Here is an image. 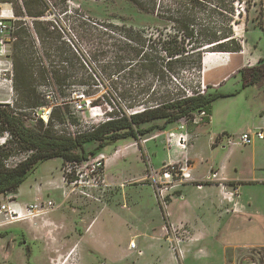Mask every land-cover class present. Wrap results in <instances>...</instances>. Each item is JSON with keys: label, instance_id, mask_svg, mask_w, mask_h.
<instances>
[{"label": "rangeland", "instance_id": "obj_1", "mask_svg": "<svg viewBox=\"0 0 264 264\" xmlns=\"http://www.w3.org/2000/svg\"><path fill=\"white\" fill-rule=\"evenodd\" d=\"M2 1L9 4L7 8L9 7L14 15L12 21L14 30L5 40V45L0 47V105L8 106L26 126H34L39 120L46 123L40 115L43 114L46 118L47 110L51 111L52 104L56 105L54 102L60 103L70 99L67 105L55 106L52 126L63 133L90 128L109 118L106 113L109 111V106L104 103L102 94L122 105L128 98L148 96L137 93L136 87L139 85H151L155 88L156 95H159L165 89L176 91L181 88L180 85H184L188 92H199L204 84L203 93L207 94V86L202 81L200 73L196 71L183 70L174 74L175 78L167 74L164 77L166 83L158 74L146 73L141 77H120L116 73L110 75L106 73L103 65L107 61L117 60L109 44L118 40L127 42L123 37V27L139 31L149 45L156 43L165 31L169 32L165 30V27L169 26L168 23L139 11L128 0H41L43 5L40 10L43 14L40 16L26 14L25 0ZM201 2L205 4L203 8L196 9L197 27L201 23H207L222 30L230 25L242 47L246 45L251 51L252 54L247 55L249 58L255 55L264 57V0H201ZM54 46H58L59 51H65L62 57L69 55L68 46L77 55L80 51L97 73L98 78L93 81L100 87L93 89L87 97L76 91L70 98L58 95L56 85L59 81L56 80V75H69L65 81H62L64 84H79L84 69L79 66L77 60L71 65L64 58L61 60L56 57ZM48 48L52 53L50 58L45 56ZM20 50H23L22 53L26 54V57L19 54ZM97 50L102 52L99 53ZM147 51H151L150 48ZM118 53L117 55H120L121 52ZM150 53L153 55V60L158 63L156 57L160 55L159 52L153 50ZM79 59L83 61V58ZM40 70H44L43 76L40 75ZM19 73H23L24 76H18ZM17 81L36 85L38 91L45 95L44 99L49 102L41 108L26 107L23 101L19 100L21 96L14 88ZM116 83L130 85L131 92L120 94V90L114 88ZM241 87V76L237 75L226 81L219 90L234 92ZM77 89L79 88H75ZM251 91L250 87H247L240 92L241 96L238 94L213 100L212 120L207 125L201 124L197 127V140L190 149L191 156L196 159L192 169L196 179H205L210 168L216 169L223 153L230 150L225 174L228 179L235 181H227L226 190L229 186V189H232V183L238 180L252 178L264 180V147L254 148L252 152V146L233 144L244 129L238 110L240 101H243L244 96ZM98 98L99 100H96ZM75 102H83L85 106L81 110H76L73 108ZM202 115L196 113L190 120H179L177 125L182 124L184 127H179L174 132L189 130L194 120ZM221 120L226 121L227 130L234 139L232 144H227L225 138L217 148L212 147L210 135L219 127ZM163 121L160 119L151 124L146 123L144 126L156 125L154 133H157ZM170 133L167 132L165 137L168 145L166 147L174 153H177V149L184 152L185 149L176 145L177 134L170 136ZM115 145L111 144L107 149L100 148L99 152L88 158V161H91L100 153L105 156L100 174L101 185L90 188L89 197L74 193L67 194L69 188L63 183L62 175L68 164L63 165L60 157L41 162L27 174L24 182L14 192L4 194L2 199L0 197V203L16 198L20 202L33 201L36 198L50 199L62 208L34 219L36 225H39L48 218L49 224L43 228L32 225L30 221H22L6 231V225L0 224V264H73L74 262L79 264L75 247L68 252V247L63 248L60 241L57 242L52 238L60 228L52 230L54 226L50 223L51 216H58L63 208L70 216V223L75 221L79 226L85 227L92 222L85 236L82 235L83 243L79 250L81 264H218L216 261L221 260L223 256H229L243 248L244 253L247 252L243 263L250 264L251 261H256L257 264H264V247H245L264 240V223L256 217H248L244 214L220 218L215 193L196 192L193 183L182 186V183L188 181L181 182L176 175L168 180L161 178L160 173L168 163L161 166L160 159L164 152L166 153V149L160 139L148 143L151 151L156 152L152 161L154 169L135 149H130L125 159L112 157L108 162V155L113 153ZM96 146V143L87 145L77 152L87 153ZM0 147L9 151V156L5 160L7 166H15L31 152L21 150L12 135L6 130H1V126ZM177 160L179 159L174 158L172 163L178 167L184 165L185 161L177 162ZM188 163L190 165V160ZM161 186L165 189L159 196L158 190ZM180 189H183L182 195H177ZM12 193L15 196L20 195L15 197ZM173 196L175 198L167 206V210L174 216L187 213L190 220L172 223L169 218L164 217L165 241L155 240L145 244L143 253L138 256L139 259L136 252L132 256L123 253L122 245L129 244L131 236H134L137 244L143 228L149 224L156 225L165 204H168ZM222 196L227 203V212L236 213L239 208L236 196L230 193L226 195L222 193ZM238 200L243 204L251 202L258 213L264 212V182L243 183L241 197ZM73 209L76 213L71 212ZM174 216L170 219L173 220ZM38 230L42 233L35 236L34 233ZM79 231L77 230V235ZM207 233L213 237L208 236ZM196 236L199 238L195 239ZM22 238L26 240L25 244H21ZM26 247H30L29 252H25ZM254 249H258L259 255L249 254Z\"/></svg>", "mask_w": 264, "mask_h": 264}, {"label": "trees", "instance_id": "obj_2", "mask_svg": "<svg viewBox=\"0 0 264 264\" xmlns=\"http://www.w3.org/2000/svg\"><path fill=\"white\" fill-rule=\"evenodd\" d=\"M128 1L139 11L168 23L169 26L165 27V30H169V32L165 31L156 43L149 45L139 31L123 27V37L127 42L118 40L116 43L109 44L112 52L116 54L117 60L107 61L103 65L108 75L116 73L120 77H141L146 73H151L161 75L165 82L164 77L167 74L174 77V74L183 70L200 73L205 52L236 53L242 50V44L235 38L230 25L222 30L207 23H201L197 27L196 9L203 8V4H205L201 0ZM42 5L41 0H25L26 14L29 16L42 15L43 11L40 10ZM46 34L50 36V34ZM149 48L151 51L159 52L160 55L156 57L159 60L158 63L153 60L151 51H147ZM53 51L57 54L56 57L61 58V60L64 58L71 65L74 60H77L79 66L84 69L79 84H64L62 81H65L69 75H56V80L59 81L56 85L58 95L70 98L72 93L76 91L87 97L93 89L100 87L98 83L93 81L98 78L97 73L90 67L88 59L84 58L80 51L78 54L83 58V64L79 55L73 52L69 46L67 47L69 55L65 57H62L65 51H59L58 46H54ZM20 52L22 57H26V54L22 53L23 50ZM50 52L51 49L48 48L45 52L47 58H50L52 54ZM97 52L101 53L102 51L97 50ZM118 52H121L120 55H117ZM39 73L43 76L44 70H40ZM240 73L243 86L252 84L264 75V62L261 61L257 65L242 68ZM18 76L23 77L24 74L19 73ZM180 86L181 88L176 89V91L165 89L156 95L155 88L151 85H139L136 87L137 93L148 94V96L146 98H128L122 105L102 94L104 103L109 106V111L106 112L109 119L73 133L57 131L51 124L55 106L67 105L70 99L60 103L54 102L56 105L53 106L52 104L48 121L44 123L39 120V123L34 126H26L23 120L8 106L0 105L1 130L8 131L21 150L31 151L24 160L15 166H7L5 160L9 156V151L0 147V194L14 192L24 182L27 174L47 159L60 157L63 165L80 163L95 155L100 151V148L116 144L118 140L125 138L139 139L156 129V125L144 126L146 123L162 119L164 121L161 128H163L167 123L181 119L190 120L196 113L202 112L204 116L201 117V121L206 122L212 113L213 100L221 96L235 94L214 93L208 95L188 92L184 85ZM14 88L21 96L19 100L23 101V105L26 107L41 108L47 104L46 102H49L44 99L45 95L38 91L36 85L17 81ZM75 88L79 89L75 90ZM114 88L120 90V94H127L131 92L132 87L127 84L119 85L116 83ZM92 103L95 104L94 101ZM95 143L97 144L95 149L87 153L77 152L82 147Z\"/></svg>", "mask_w": 264, "mask_h": 264}, {"label": "crops", "instance_id": "obj_3", "mask_svg": "<svg viewBox=\"0 0 264 264\" xmlns=\"http://www.w3.org/2000/svg\"><path fill=\"white\" fill-rule=\"evenodd\" d=\"M247 53V54H246ZM224 54L226 53H221L220 55H216V56H210L209 54H204L203 58H202V65H201V70H200V76L202 81L206 84L207 88V94L208 95H213L214 93H223V94H229V93H235L234 95H230V96H235L238 95L241 96V91L244 89H246L247 87H250V89L252 90L250 93H248V95L244 96L243 101H240L241 104H239L238 110H239V116L241 119V122L243 123V127L244 129L241 131V133L246 132V131H254L257 129H264V75L262 77H260L259 79H257L255 82H253L252 84H249L247 86H243V79L241 77V84L242 87L239 90H236L234 92H220L219 89H221V87L225 84L226 81H228L229 79H231L234 76L240 75V70L242 68L245 67H251L254 65H257L259 62H264V57L261 56H253L252 58H249L247 55H251V51L249 50V48L246 45H243L242 50L240 52H237L235 54H229V56H225ZM209 91H213V92H209ZM224 97V96H221ZM204 114L201 116L203 117ZM201 117L196 118L194 120V122L192 123V128L188 129H183V130H178L176 133L174 132L176 129L179 128V125H177L178 121L175 122H170L167 123L163 128H159V132L154 133L155 129L152 130L151 132L145 134L146 138H142V139H133V138H125V139H121L118 140L116 142V145L114 147V151L111 155H108V162L110 160V158H116V159H125L127 157V152L130 149H135L136 152H138L141 156V158L144 160L146 159V162L150 165V167L152 169H154V164L152 163L153 161V156H156V152L153 150L151 151L150 147H148V143L151 141H157V139H160V142L163 144V146L166 149V153L164 152L163 157L160 159V163L162 164L161 166H163L165 163H170V162H174L173 159L174 158H178L179 160H177V162L179 161H185V160H190V171L192 174V178L195 181H202L201 179H196L195 175L193 173V168H194V164L196 162V159L194 158V156H191L190 153V149L191 147L195 144V141L197 140V136L196 133L198 131L197 127L200 126L201 124L203 125H207L208 123L211 122V118H212V113L210 115V119L206 122L201 121ZM152 121L149 122V124L156 122ZM163 124V123H162ZM170 125V126H169ZM167 132H173L175 134H187L188 136V141H187V146L185 148V151H181L180 149H177V153H174V151H170L169 147L167 143H166V134ZM240 133V134H241ZM239 134V135H240ZM198 135V133H197ZM239 137V136H238ZM237 137V138H238ZM227 139V144H232V141L234 139V137H231L230 133L227 130V126H226V121L225 120H221V123L219 125V127L214 130L213 132H211L210 135V144L212 147H218L220 142L223 141V139ZM237 140V139H236ZM172 144V143H171ZM233 144H239L237 141H235ZM247 146V145H245ZM248 146H252V152H254L253 150H255L254 148H258L259 146L264 147V140H259V139H254L253 143L248 145ZM108 148V146H106V149ZM168 148V149H167ZM230 150H227L225 153H223L220 162L218 163V167L216 169H214L213 167L210 168V171L208 173V175L210 174L211 171H215L217 174V178L218 179H223L225 181H235V179L230 180L228 179V176L225 174L226 171V160L227 157L229 155ZM107 162V163H108ZM107 163L105 165V171H106V166ZM106 175V174H105ZM238 179V178H236ZM239 183L238 186V195L235 197L237 202L239 203L238 206V211L236 213H232V212H227V203L226 201L223 199L222 193L225 194V192H229V187L226 190V186L221 185L217 182H203L201 185H196L193 182L189 181V182H185L182 183L183 185L186 184H194L195 188H196V192H202L205 194H211V193H215L216 194V199L218 201V215L220 218H228L229 216H234L236 217V214H244L246 216H251V217H256L258 218L260 221H262L264 223V212L258 213L252 206L251 202H248L247 204H243L241 203L238 198L241 197V188L243 186V183L246 184H257L260 182H264L263 179H256V178H252V179H247V180H238L237 181ZM235 183V182H233ZM208 189V190H206ZM183 189L179 190L177 195H182ZM14 195V193H12ZM40 194V193H39ZM20 195V194H19ZM18 195V196H19ZM176 195V194H175ZM226 195V194H225ZM2 196L0 194V197L2 199ZM15 196V195H14ZM15 196V197H18ZM175 197L173 196L171 200H169L168 204H165L163 210L161 211L162 215L160 216V220L155 224H149L147 225L146 228H143L142 232L140 233V241L139 243L136 244V250L135 249H130L127 243H124L122 245V252L123 253H128L129 255H133L135 254L134 252H136L137 254V259H139L138 256H140L143 253V247L145 244L151 242V241H155V240H166V223L164 222V217H167V219L169 218V221H171L172 223L175 222H188L187 220H190L188 218V214L187 213H181L179 214V216H174L171 212H169L167 210V206L172 203L173 199ZM17 200V198H16ZM38 200L37 198L34 199L33 201H28V202H20L22 204H27V203H31ZM63 203V202H61ZM59 209L61 208L60 206H57L54 210L50 211L49 213H54L57 212ZM82 211L84 210V208H80ZM57 210V211H56ZM66 209L63 208V210H61V213L58 216L52 217L51 216V224H53V229L56 228H60V231L56 232L54 234V236L52 237L53 239H55V241L59 242L60 245L64 248V247H68V252L71 251L74 247L77 250V254H78V262L79 264H81V252L80 250V245L83 243V236H85L86 232L90 229V225L92 222L88 223L85 227L79 226V224L75 221H71L70 223V216L67 215L66 213ZM69 211V210H68ZM164 211V212H163ZM72 213H76V210H71ZM48 213V214H49ZM175 217L172 219V217ZM238 216V215H237ZM50 219V218H49ZM47 220H42L43 222H40L38 226V228H43L45 227L47 223ZM77 230L79 231V234L77 235ZM72 231V232H71ZM39 233H42L41 231H36L34 234L35 236H38ZM208 236L213 237V235H210L209 233H207ZM57 235V237H56ZM76 235V236H75ZM139 235V234H138ZM52 236V235H51ZM203 236V235H202ZM207 237V235H205ZM201 237V235H200ZM199 236H196L195 239H198ZM133 240L134 241V236H131L130 241ZM245 247L248 248H255V247H264V240L262 242H258L256 244H249ZM67 252V253H68ZM244 248L240 251H237L236 253H233L229 256L225 255L222 257L221 260H217L216 262L218 264H245L243 263V259L246 255V253H244ZM249 254H253L254 256L259 255L258 254V249H254L253 252L249 253ZM249 258V257H248ZM251 261V260H250Z\"/></svg>", "mask_w": 264, "mask_h": 264}, {"label": "built area", "instance_id": "obj_4", "mask_svg": "<svg viewBox=\"0 0 264 264\" xmlns=\"http://www.w3.org/2000/svg\"><path fill=\"white\" fill-rule=\"evenodd\" d=\"M8 5L9 4H7L6 2L0 0V47L2 45H5V40L12 34L14 30L12 22L14 20V15L11 9L9 7L7 8ZM202 87H204V84H202L199 93L204 92ZM84 106L85 104L83 102H75V104L73 105L74 109L76 110H81ZM49 114L50 110H47L46 118L43 117V114L40 116L44 119L45 122H47ZM179 127L183 128L184 126L181 124ZM170 136L176 135L175 133L171 132ZM254 139L264 140V129L243 132L239 135L237 142L243 145H250L253 143ZM187 141V134H177L176 145H178L182 149H185L187 146ZM104 161L105 156L104 154L100 153L91 161H88L87 159L80 163L68 164L67 167L64 169V173L62 175L63 183L69 188V193L67 194L74 193L84 197L91 196L89 189L101 185L100 174L103 170ZM84 163L86 165H83ZM216 174L217 173L215 171H211L205 179H202V181H195L191 176L190 165L188 163V160H185L184 165L180 167L176 166L172 162L168 163V165L165 166L164 170L160 173V177L164 178V180H168L169 178L172 179L173 175H176L177 177L179 176L181 182L194 181L196 185H201L203 182H217L223 186H228L226 184L227 181L223 179H218ZM232 185L233 188H230L229 192H225V194L230 193V195L232 196H237L239 194V183L235 182L232 183ZM164 189V186H161L160 190H158L159 196H161ZM56 207L57 205L50 199H38L34 202L27 204H22L16 199H7L5 200V202L0 203V224H10L18 221H30L31 223L36 224L34 222L35 218L48 214ZM128 246L130 249H135V241L131 240ZM250 264L257 263L256 261H251Z\"/></svg>", "mask_w": 264, "mask_h": 264}, {"label": "flooded vegetation", "instance_id": "obj_5", "mask_svg": "<svg viewBox=\"0 0 264 264\" xmlns=\"http://www.w3.org/2000/svg\"><path fill=\"white\" fill-rule=\"evenodd\" d=\"M18 222H22V221H18ZM23 222H25V221H23ZM26 222H27V221H26ZM16 223H17V222H15V223H10V224H5V225H6V227H5L6 231H7V229H8L9 227H11L12 225H14V224H16ZM32 225H36V224H33V223H32ZM30 226H31V225H30ZM20 242H21V244H25V243H26V240L22 238V240H21ZM29 248H30V247H26V248H25V252H29V251H30Z\"/></svg>", "mask_w": 264, "mask_h": 264}, {"label": "bare ground", "instance_id": "obj_6", "mask_svg": "<svg viewBox=\"0 0 264 264\" xmlns=\"http://www.w3.org/2000/svg\"><path fill=\"white\" fill-rule=\"evenodd\" d=\"M221 53L223 52H212V51H208V52H205L204 54H209L210 56H216V55H220ZM226 54H224L225 56H229V54H235V53H232V52H225ZM237 53V52H236Z\"/></svg>", "mask_w": 264, "mask_h": 264}]
</instances>
